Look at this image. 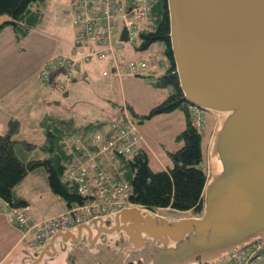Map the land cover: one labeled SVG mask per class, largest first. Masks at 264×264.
I'll use <instances>...</instances> for the list:
<instances>
[{
	"label": "water",
	"instance_id": "obj_1",
	"mask_svg": "<svg viewBox=\"0 0 264 264\" xmlns=\"http://www.w3.org/2000/svg\"><path fill=\"white\" fill-rule=\"evenodd\" d=\"M179 83L192 106L219 114L200 215L128 206L61 229L67 264H213L264 237V0H167ZM13 20L0 17V27ZM124 27L120 40L128 42Z\"/></svg>",
	"mask_w": 264,
	"mask_h": 264
},
{
	"label": "rangeland",
	"instance_id": "obj_2",
	"mask_svg": "<svg viewBox=\"0 0 264 264\" xmlns=\"http://www.w3.org/2000/svg\"><path fill=\"white\" fill-rule=\"evenodd\" d=\"M70 6L71 0L37 1L32 5V8H40L42 14L35 17V26L30 34L19 41L22 48L20 58H17L15 55L16 51L11 46H8L9 37L5 36L4 44L0 48L3 50L0 52V71L4 67L6 73L8 72L9 78L14 81L8 87L4 79L1 81L0 102H2L0 103V115L3 118H7V121L12 118L9 119L10 116L16 117L15 119L18 118L22 122L20 130L18 128V137L28 138L30 143L43 144L44 134L41 135L40 140H37L42 131L37 123L38 115L41 116L40 114H43L45 116L44 114H47L51 107L52 110L58 109L60 118H67L69 121L71 120L81 125L89 121H105L118 118L127 101L132 105L134 102L140 114H148L153 107L162 103L173 90L171 86L165 88L156 87L154 81L158 75H154V71L148 72L147 76L125 75L126 77L123 80L120 79V76H115L116 80H113L110 75L113 74L114 77L116 75L115 70L111 68L112 66L102 63L92 64L93 78L88 76L86 80L72 84L74 85L73 89L66 88L65 90L61 89L54 92L53 89L44 87L43 83L46 84L48 82L40 80V72L44 64L49 60L48 58L61 55L58 52L64 51L65 53L67 46L69 48L74 45L75 29L72 24ZM8 26L10 27L11 25ZM150 27L153 28L154 26L150 25ZM147 28H149L147 22L139 23V31L147 30ZM122 29V18H120L118 26L115 28L114 41L120 42ZM12 30V28H8L5 33L7 34ZM139 41V37H135L133 42H123L122 50L124 53L126 52L127 56L132 57L134 54L138 56L135 50V43H139ZM162 47L163 45L160 42L155 43L151 46L150 51L158 53L162 51ZM75 51L76 49L73 46L71 54ZM139 56H142V54ZM146 56L144 55L141 59ZM105 69L110 72L108 77H104L107 76L103 74ZM74 80L76 79H71V81ZM162 93L165 94L163 95ZM158 100L161 101L158 102ZM45 107L47 112H45ZM132 117L140 130L142 129V132L149 138L150 147L147 146L146 149L149 151L152 168L154 170L163 169L167 157V155L163 157L161 154L164 144L166 146L165 151L167 149H178L182 145L177 142L176 136L186 127V125H182L180 120V117H184L183 113L180 111H175L174 114L164 113L145 120V122H142L139 117L133 115ZM217 121L218 119L213 118L212 113H209L205 132H202V146L204 156L208 159V164L210 141ZM18 152L21 156L26 154L25 158L30 155L28 160L43 159L47 155L40 149L31 150L26 147L19 148ZM37 171L29 174V179L25 180L22 186L18 188V191L31 203L29 207L24 209L25 211L27 210L26 212L35 215L36 218L45 217L38 220L27 214L29 219L44 221L61 215L66 211L54 215L64 208V203L57 195L51 196L42 190V187L47 186L48 176L43 167H39ZM39 182L41 184L38 186ZM158 212L173 217L194 215L192 212L177 213L163 209H159ZM4 216H7V213ZM8 216L11 219L13 218L9 214ZM12 221L14 222L13 219ZM18 230L21 234L19 242L22 243L23 248L28 247L27 244L38 237L34 231L27 232L19 228ZM42 231L46 232L44 226H42ZM14 234L15 232L11 228H5L3 235H0V259L2 254L9 250L8 244ZM17 253H20V251ZM13 257L5 264L10 263ZM214 264L220 263L217 261Z\"/></svg>",
	"mask_w": 264,
	"mask_h": 264
},
{
	"label": "trees",
	"instance_id": "obj_3",
	"mask_svg": "<svg viewBox=\"0 0 264 264\" xmlns=\"http://www.w3.org/2000/svg\"><path fill=\"white\" fill-rule=\"evenodd\" d=\"M37 1L44 0H0V17L9 16L13 20L11 23L1 26L0 32L5 26L11 25L18 42L28 36L34 29L35 17L42 14L40 8H32V5ZM73 7V0H71L70 9L76 42L78 32L74 25ZM150 25L154 27L152 28ZM148 26L147 30L139 31L140 41L135 43V49L138 52L147 53L155 43L160 42L163 45V53H158L165 58L159 59L157 70H161L164 66V71L155 77L154 85L159 88L171 86L173 88L172 93L162 103L153 107L148 114H140L133 109V106L125 105L118 118L89 121L81 125L58 116L43 117L40 126L43 130L44 142L39 146V149L47 154L43 159L28 160L30 155L25 158L26 154L23 156L19 154V148L36 149L37 145L17 138L19 121L16 119L9 120L8 130L0 133V200L2 202L22 210L29 207L30 202L17 194L18 187L30 173L37 171L39 167L45 169L51 192L67 205L66 211L75 205L89 202L92 197L80 193L79 183L75 182L69 186L63 181L66 170L65 164L72 162L77 156L83 155L85 150L76 151L75 147L72 146V153L69 154L66 140L73 136L81 137L87 147L88 137L92 138V134L101 131L114 121L122 123L120 121L124 118L127 119L126 116L133 120V115L145 122V120L156 115L180 111L186 117V127L176 136L177 142L182 145L178 149L166 150L170 165L160 170L152 168L149 152L144 147L140 148L144 136L135 122L142 141L135 152L129 155H118L117 160L124 171V178L130 185V203L156 212L163 209L177 213L192 212L194 215L202 213L204 191L210 180V168L208 159L204 156L203 134L191 124L190 115L193 106L186 99L180 87L170 42L167 0L151 1ZM47 81L44 80V82ZM91 166L96 165L94 163ZM119 171L112 170L111 173L115 174ZM108 173H110V167L105 162L92 169L91 177L93 179L102 178ZM262 264H264V260Z\"/></svg>",
	"mask_w": 264,
	"mask_h": 264
},
{
	"label": "built area",
	"instance_id": "obj_4",
	"mask_svg": "<svg viewBox=\"0 0 264 264\" xmlns=\"http://www.w3.org/2000/svg\"><path fill=\"white\" fill-rule=\"evenodd\" d=\"M74 25L77 28L76 53L71 56H58L47 62L41 71V78L47 80L51 74L60 72L63 80L74 77H85L83 64L93 60H107L114 65L119 75L121 62L125 61L126 73L143 74L156 69L159 56L148 52L140 60L126 61L119 42L114 41L115 28L122 18L123 27L128 30L130 41L138 34V23L148 21L151 11L149 0H73ZM208 113L200 108L191 110L190 120L194 128L202 130L207 122ZM118 123L114 121L101 131L88 137V146L81 137L67 139L68 153L72 146L83 155L65 164L63 181L69 186L79 183L81 194L92 197L89 202L78 204L65 213L44 221L29 219L21 208L12 207L0 200V215H11L20 230L36 232L37 238L27 245L35 247L61 229L73 228L96 216L110 215L123 207L133 206L129 202L131 194L129 182L124 178L118 155H129L135 152L142 137L134 121L126 116ZM103 157V158H102ZM108 163L110 173L102 178H92L91 171L98 164ZM95 163L96 166H91ZM119 172L111 173V171ZM120 173V174H118ZM112 174V176H111ZM116 174H118L116 176ZM116 176V178H115ZM98 179V180H95ZM42 226L46 232L42 231ZM264 260V237L240 250L223 257L220 264H262Z\"/></svg>",
	"mask_w": 264,
	"mask_h": 264
},
{
	"label": "crops",
	"instance_id": "obj_5",
	"mask_svg": "<svg viewBox=\"0 0 264 264\" xmlns=\"http://www.w3.org/2000/svg\"><path fill=\"white\" fill-rule=\"evenodd\" d=\"M149 22H147V24H148ZM8 28H12L11 26L9 27H4L3 29H2V31L0 32V48H2V46H3V44H4V41H5V36H7V37H9V39H10V42H9V44H8V46H11L12 47V49H14L15 51H16V56H17V58H20V56H21V47H20V44H19V42L17 41V39H16V35H15V32H14V29L12 30V31H9L7 34L5 33L6 32V30L8 29ZM33 30V29H32ZM75 34V33H74ZM74 43H75V39H74ZM74 46V45H73ZM73 46H70L69 48H68V46H67V49H66V51H65V53H64V51H61V53H59L58 52V54H61V55H72L71 54V52L73 51ZM122 48H123V45H122ZM57 50H59V49H57ZM136 50V49H135ZM162 50V49H161ZM3 50L2 49H0V52H2ZM121 51L124 53V51L121 49ZM136 53L138 54V56H136V54H134V56H132V57H134V58H132V57H130L129 55L127 56V54H126V52H125V54H126V57H127V59L129 60V59H135V60H137V59H141L144 55H145V52H138L137 50H136ZM160 53H163V50L160 52ZM140 54H142V56H139ZM14 55V56H15ZM57 55V54H56ZM50 58H52V57H49L48 59H50ZM165 58V57H164ZM163 58V59H164ZM95 63H102V64H108V65H110V66H112V64L110 63V62H108V61H106V60H94V61H92L91 63H89V64H86V65H84V68H85V70H86V77L84 78V79H76V80H74V81H71V82H74V83H71L70 81H64L63 79H62V76L60 75V74H56V75H52V77H51V79H49V81H48V83H43L42 81V79H40V80H42L41 82L43 83V85H44V87H46V88H51V89H53L54 90V92H57V91H59V90H61V89H63V90H65L66 88H68V89H73L74 88V85H72V84H76V83H79V82H81V81H83V80H86L87 79V77L89 76V78H91L92 77V69H91V66H92V64H95ZM124 65L125 64H123L122 62H121V66H122V68H123V70L122 71H124ZM163 68L161 69V70H157L155 73H154V75H160V74H162L163 73V71H164V66H162ZM111 68H113V66L111 67ZM158 69V68H157ZM103 74L104 75H107V76H104V77H108V75H110V72L108 71V70H103ZM115 76H119V75H114V77H113V74H111L110 75V77L113 79V80H116L115 79ZM126 76H129V75H126ZM125 75L124 76H120V79L121 80H123L125 77H126ZM93 78V77H92ZM2 79H4L5 80V82H6V84H7V87L8 86H11L13 83H14V81H13V79H10L9 78V75H8V72L6 73V69L4 68V67H2V69H1V71H0V84H2L1 83V81H2ZM5 82H3V83H5ZM163 95L165 94V93H162ZM159 101H161V100H158V102ZM2 102V101H1ZM0 102V103H1ZM125 105H131V106H133V109L134 110H136L137 112H138V110H137V108H136V106H135V104H134V102H133V105L131 104V103H129L128 101L125 103ZM45 112H47V109H46V107H45ZM139 113V112H138ZM172 114H174V112H172ZM41 116H39L38 115V121H37V123H38V126L41 128V126H40V121H41V119L43 118V117H45V116H48V115H50V116H53V117H55V116H58V117H61V116H59L58 115V109L57 108H55L54 110H52V107L50 108V110H49V112H47V114H44L45 116H43V114H40ZM161 115H163V114H161ZM184 115V114H183ZM43 116V117H42ZM12 117V118H11ZM212 117L213 118H215V119H218V115L217 114H212ZM15 119L16 117H13V116H10L9 117V119ZM181 119V123H182V125H186V117L184 116V117H180ZM7 118H3V117H1V115H0V133H4V132H6L7 130H8V128H9V120L7 121L6 120ZM10 119V120H11ZM16 120H18L19 121V130H20V127L22 126V122H20V120L17 118ZM216 129V128H215ZM41 130H42V128H41ZM213 131H215L214 129H213ZM43 132V130L41 131V133H40V135H39V138L37 139V140H40L41 139V135L43 134L42 133ZM141 132H142V129H141ZM19 133V132H18ZM18 133L16 134V136H17V138H19L18 137ZM214 133V132H213ZM142 134H143V136H144V141L142 142V144H141V146H140V148H147V146L148 147H150V142H149V138H148V136L145 134V133H143L142 132ZM213 135V134H212ZM212 138V137H211ZM19 139H21V140H25V141H28L29 142V139L28 138H24V137H20ZM43 139V138H42ZM32 141V140H31ZM34 144H36L37 145V148L36 149H31V150H37V149H39V146L41 145V144H37V143H35L34 142ZM165 144H164V146H163V150H162V152H161V154H162V156L163 157H165L166 155H167V152L165 151ZM148 151V150H147ZM149 152V151H148ZM168 165H170V161H169V159L166 157V161H165V165H164V168H166ZM44 178V180H45V176L43 177ZM29 179V175L24 179V181L21 183V185L20 186H22V184L25 182V180H28ZM33 181H35V180H33ZM41 184V182H39L37 185L39 186ZM19 186V187H20ZM18 187V188H19ZM37 188V187H36ZM40 188H41V186H40ZM42 190L43 191H45L47 194H49V195H51V196H53L54 194L51 192V189H50V187H49V184L47 183V186H45V187H42ZM17 194L19 195V196H22L23 198H25V196H23L19 191L17 192ZM30 202V201H29ZM31 205V203L29 204V206ZM66 209H67V205L66 204H64V208H62L61 209V211L59 212V213H57V214H54V215H58V214H60V213H62V212H64V211H66ZM27 211V210H26ZM35 211V210H34ZM37 212V211H36ZM28 215H30V216H32V217H34V218H36V216L35 215H33V214H30V213H28V212H26ZM53 215V216H54ZM51 217V216H50ZM45 218V217H44ZM44 218H36V219H38V220H40V219H44ZM46 218H48V217H46ZM5 228L6 229H9V228H11V230L13 231V232H15V234L12 236V239L10 240V242H9V244H8V246H9V250L6 252V253H4V254H2V258L0 259V264H5L6 262H8L13 256H14V254H16L17 252H23L24 251V248L22 247L23 245H22V243H20L19 242V240H20V238H21V234H20V231L18 230V228L15 226V224H14V222L12 221V219H11V217H9L8 215L7 216H2V215H0V231H2V232H0V235H3V233H4V231H5ZM8 264H10V263H8Z\"/></svg>",
	"mask_w": 264,
	"mask_h": 264
},
{
	"label": "flooded vegetation",
	"instance_id": "obj_6",
	"mask_svg": "<svg viewBox=\"0 0 264 264\" xmlns=\"http://www.w3.org/2000/svg\"><path fill=\"white\" fill-rule=\"evenodd\" d=\"M26 252L27 251L24 250L23 252L17 253L10 261V264H32ZM40 264H67L66 254L62 246L57 245L54 251L50 250L48 254L43 255Z\"/></svg>",
	"mask_w": 264,
	"mask_h": 264
},
{
	"label": "bare ground",
	"instance_id": "obj_7",
	"mask_svg": "<svg viewBox=\"0 0 264 264\" xmlns=\"http://www.w3.org/2000/svg\"><path fill=\"white\" fill-rule=\"evenodd\" d=\"M167 68V67H166ZM217 115H219V114H217ZM122 170V169H121ZM76 203V202H75ZM72 208V207H71ZM70 209V208H69Z\"/></svg>",
	"mask_w": 264,
	"mask_h": 264
}]
</instances>
